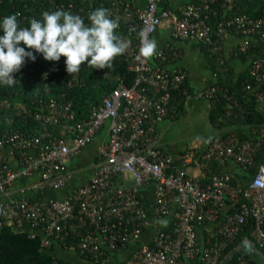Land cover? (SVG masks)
I'll return each mask as SVG.
<instances>
[{
    "label": "built area",
    "instance_id": "obj_1",
    "mask_svg": "<svg viewBox=\"0 0 264 264\" xmlns=\"http://www.w3.org/2000/svg\"><path fill=\"white\" fill-rule=\"evenodd\" d=\"M109 1L111 18L119 23L115 34L129 42L121 56L134 75L133 84L127 86L116 77L115 88L87 119L78 120L70 102L55 99L41 111L23 104L14 107L15 115H31L51 130L37 136L17 130L0 132V197L17 184L21 194L17 200L0 203V230L7 226L30 237L39 235L41 249L49 254L58 245L86 261L105 264L115 249L128 248L148 228L142 191L151 186L154 214L157 218L170 216V230L157 227L149 243L119 264H228L232 255L223 253L238 240L248 220L253 224L249 239L264 254V162L256 163L262 139L240 140L234 129L213 137L202 150L187 148L177 157L158 143L157 127L170 118L172 92L180 90L185 99L208 101L222 96L230 109L238 107L236 99L216 84L192 92L186 85L187 71L168 67L181 56L171 45L152 58L137 59L140 31L145 30L152 39L166 25L173 39L197 43L207 57L220 60L224 67L218 59L221 41L227 31H233L241 39L233 50L236 56L246 54L250 47H263L249 61L250 83L246 86V95L260 103L264 101V0L259 17L239 14L214 25L207 19L215 14L212 6L217 0H187L178 14L162 8V0H146L140 10L125 0ZM80 2V7L69 3L66 11L90 24L88 14L102 5ZM43 12L30 13L28 18L41 20ZM62 68L67 88L84 85L80 72L70 76L64 62ZM50 70L61 73L57 66ZM33 72L24 65L13 78L16 83L24 82ZM55 83L51 79L50 90L41 95L50 94ZM0 106L11 108L12 104L3 98ZM102 132L86 182L62 199L31 196L43 190H64L72 177L69 163ZM211 161L235 164L250 178L245 184H233L232 173L226 169L221 175H211L207 172ZM201 230L205 233L202 238ZM71 240L74 243L68 246ZM235 264L250 262L238 257Z\"/></svg>",
    "mask_w": 264,
    "mask_h": 264
},
{
    "label": "trees",
    "instance_id": "obj_2",
    "mask_svg": "<svg viewBox=\"0 0 264 264\" xmlns=\"http://www.w3.org/2000/svg\"><path fill=\"white\" fill-rule=\"evenodd\" d=\"M86 1L93 6L102 5V7L108 10L112 4L109 0ZM224 2L225 0H217L212 6V11L215 12V14H209L207 22L210 25L229 20L239 14H247L252 17H259L261 15V0H235L234 9L228 14H224ZM69 3H72L76 7L82 6L80 0H0V22L8 15L20 13L18 16L20 26L29 27L30 19L28 16L30 13L39 15L42 11L52 12L58 10L56 6L62 4V9L66 11V7L68 8ZM24 16H27V20L25 21L22 20ZM2 34V29H0V35ZM21 46L23 47V45ZM262 50L263 47L261 45H256L255 47H250V50L246 54H240L239 57L245 61H249L255 56H258ZM34 55H36L35 62L28 60L25 63L28 69H33L34 72L31 74L32 77H29L24 82L16 83L12 87L0 85V98H3L11 92L22 93V104L26 108L32 109V111H41L50 99H55L57 102L61 103L70 102L77 119L80 120L87 119L92 110L102 102L103 98L112 92L116 86V77L122 78L127 86H132L134 81V75L128 71L127 65L120 55L114 59L111 69H95L89 67L87 62H85L81 65L79 71L84 85L80 88L69 89L64 85L65 71H63L62 63H65V58L61 57L58 62H48L43 59L42 55L36 53H34ZM210 64L212 68H215L217 60L215 58L210 59ZM54 66H57V69H59L61 73L57 72L48 75L50 69ZM222 69L223 67L220 66L219 70L221 71ZM219 73L218 70H215V74L218 76L215 84L228 89V93L236 99L238 107H232L230 109V103L222 96H220L219 99L213 100V108L210 113L211 124L221 129L224 126V120L230 121L233 123L236 129L235 132L240 140L250 138L247 134V129L250 128L252 133L255 134V136H252V140L257 138L262 139V146L256 155V163L264 162V115L258 110V103L255 98L251 95H246V86L250 83L248 71L244 75H241L236 81H232L224 75L220 76ZM46 76H50V79L56 81L55 85L51 88V93L44 96L40 93L33 96L29 94L31 97H28L27 94L30 91H38L42 87V83H44ZM185 100V95L182 91L177 90L172 92L169 103L170 118H178L183 115L185 111ZM228 112L229 115H227ZM6 117H8V120H5ZM10 130H17L28 136H37L50 131L51 128L37 121L31 115H14L11 114L10 108L7 110H0V132ZM225 166L226 163L221 164V162L211 161L208 164L207 172L211 175H221ZM247 181V176L232 174L233 184H245ZM252 225V221L248 220L243 226V230L239 233L238 240L224 251L223 256L232 255V259L228 264H235L238 257L249 260L250 264H260L257 256H249L246 250L233 254L236 247L242 245L245 240L250 238ZM170 227L171 224H167L164 226V229L170 230ZM73 243L74 241L71 240L68 246L73 245ZM126 249L127 248L115 249L114 253H120ZM0 264L79 263L66 262L43 251L41 249V237L39 235L30 237L27 232H17L10 227L4 226L0 230Z\"/></svg>",
    "mask_w": 264,
    "mask_h": 264
},
{
    "label": "crops",
    "instance_id": "obj_3",
    "mask_svg": "<svg viewBox=\"0 0 264 264\" xmlns=\"http://www.w3.org/2000/svg\"><path fill=\"white\" fill-rule=\"evenodd\" d=\"M130 2L135 9H143L146 0H125ZM187 0H162L161 7L178 14L182 6ZM235 0H225L223 11L228 14L234 9ZM152 39L157 42V51L171 45L178 49L180 58L172 62L168 67L171 70L182 67L187 71V85L192 92L200 91L212 84H215L217 77L215 70H218L220 76H226L232 81H236L241 75L248 71L249 61H245L238 55L233 54L234 47L240 42V36L233 31H227L221 41V52L218 59L223 60L224 67L220 71V60L212 68L210 57L204 52V49L195 42L179 41L173 39L171 32L166 25L160 26L153 34ZM256 57V56H255ZM219 67H218V66ZM225 81V80H224ZM213 108L212 101L198 100L189 98L185 100L184 113L178 118H167L157 127L158 143L168 154L177 157L187 148H197L202 150L207 147L210 140L224 133L235 129L233 123L224 120V126L221 129L214 127L210 122V113ZM258 110L264 115V101L258 103ZM104 132L99 133L96 139L77 157L69 163L71 179L66 188L62 191L43 190L32 193L31 196L36 198H53L62 199L70 194L75 188L86 182L90 177V167L97 156L100 139ZM249 137L255 136L250 128L247 129ZM222 164V163H221ZM233 175L243 176L239 166L226 163L225 168ZM193 171V170H189ZM195 171V170H194ZM249 180V176H247ZM19 185H15L13 190L6 196L0 197V203L14 201L20 198L21 194L18 189ZM142 197L146 204L149 226L138 240L130 242L128 248L120 253L112 254L105 264H119L126 259L139 246L147 244L151 241L153 233L157 227H164L159 222L170 221V216L157 218L153 208V192L152 187H146L142 191ZM210 228V227H209ZM204 232L199 231V237L204 236ZM247 253L250 246L246 247ZM52 256L62 259L66 262L79 264H96L81 258L75 251L66 250L61 246L55 245L52 250Z\"/></svg>",
    "mask_w": 264,
    "mask_h": 264
},
{
    "label": "clouds",
    "instance_id": "obj_4",
    "mask_svg": "<svg viewBox=\"0 0 264 264\" xmlns=\"http://www.w3.org/2000/svg\"><path fill=\"white\" fill-rule=\"evenodd\" d=\"M18 16L19 13L8 15L0 22L3 33L0 35V84L9 87L16 84L13 74L26 61L35 62L34 53L48 62L65 58L66 72L72 76L79 73L85 62L95 69H111L114 59L125 54L129 47L126 39L115 34L118 20L112 19L111 12L104 7L88 14V25L80 15L63 9L43 12L42 19H31L29 27H21ZM139 40L137 59L147 60L156 55L157 42L145 30L140 31ZM159 223L167 225V221Z\"/></svg>",
    "mask_w": 264,
    "mask_h": 264
},
{
    "label": "rangeland",
    "instance_id": "obj_5",
    "mask_svg": "<svg viewBox=\"0 0 264 264\" xmlns=\"http://www.w3.org/2000/svg\"><path fill=\"white\" fill-rule=\"evenodd\" d=\"M50 74H52V71H51V70H50V72L48 73V75H50ZM50 78H51L50 76H47L46 79H47L48 83H47V81L44 79V83H42V87H41L38 91H30V92L27 94V96L29 97V96H30L29 94H32L31 96H33V95H35V94H37V93H40V94H41V93H47V91L50 90V86H51V84H50L51 79H50ZM31 96H30V97H31ZM3 98H7V99H9V101H10L11 104H12V106H11V108H10L11 114H14V115H15L17 109L14 108V107H17L18 105L22 104L23 94H22V93H17V92H15V93L11 92L10 94L4 96ZM3 98H0V99H3ZM12 107H13V108H12ZM19 108H20V106H19ZM3 109H6V110H7L8 108L5 107V106H0V110H3ZM8 117H9V116H8ZM8 117H6L5 120H8Z\"/></svg>",
    "mask_w": 264,
    "mask_h": 264
},
{
    "label": "water",
    "instance_id": "obj_6",
    "mask_svg": "<svg viewBox=\"0 0 264 264\" xmlns=\"http://www.w3.org/2000/svg\"><path fill=\"white\" fill-rule=\"evenodd\" d=\"M250 246V251L248 252L249 256H257L260 261V264H264V254L256 247L251 239L245 240V242L239 246L233 253L241 252L245 250L246 247Z\"/></svg>",
    "mask_w": 264,
    "mask_h": 264
}]
</instances>
